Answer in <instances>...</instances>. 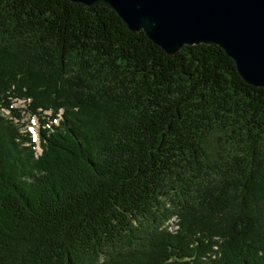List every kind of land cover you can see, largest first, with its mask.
Returning <instances> with one entry per match:
<instances>
[{"label":"trees","instance_id":"trees-1","mask_svg":"<svg viewBox=\"0 0 264 264\" xmlns=\"http://www.w3.org/2000/svg\"><path fill=\"white\" fill-rule=\"evenodd\" d=\"M13 97L51 114L37 152L0 113V264H264V87L218 45L170 55L102 3L0 0Z\"/></svg>","mask_w":264,"mask_h":264},{"label":"water","instance_id":"water-1","mask_svg":"<svg viewBox=\"0 0 264 264\" xmlns=\"http://www.w3.org/2000/svg\"><path fill=\"white\" fill-rule=\"evenodd\" d=\"M71 1L104 4L170 55L185 45H218L246 83L264 87V0Z\"/></svg>","mask_w":264,"mask_h":264},{"label":"rangeland","instance_id":"rangeland-1","mask_svg":"<svg viewBox=\"0 0 264 264\" xmlns=\"http://www.w3.org/2000/svg\"><path fill=\"white\" fill-rule=\"evenodd\" d=\"M13 98H17V97H13ZM13 98L9 100L10 101L9 108H6L0 104V113H2L7 117L10 116V119L12 116L17 118L16 121H14L15 124L21 129V131L23 132L26 131L30 134L32 140L36 143V151L41 152V148L39 147V130L42 124H44L43 119L50 121L49 115L51 114V111L48 110V111H44L41 114L38 113L33 114L27 109V105L29 101H27L26 98H18L16 100H14ZM1 108L4 109L2 110ZM11 109H16L19 112V116H14ZM58 116L59 118L61 117L60 113L58 114ZM59 118H57V120H59ZM177 221H178V217L173 215L169 220L170 222L169 225L168 223L165 224L167 225V229L169 228V230L172 231L178 229L176 226Z\"/></svg>","mask_w":264,"mask_h":264},{"label":"built area","instance_id":"built-area-1","mask_svg":"<svg viewBox=\"0 0 264 264\" xmlns=\"http://www.w3.org/2000/svg\"><path fill=\"white\" fill-rule=\"evenodd\" d=\"M13 99L16 100V99H18V98H13ZM26 100L29 101V99H26ZM1 109L3 110L4 108H1ZM9 117H10V116H9ZM11 119H12L13 121H16L17 118H15V117L12 116Z\"/></svg>","mask_w":264,"mask_h":264},{"label":"bare ground","instance_id":"bare-ground-1","mask_svg":"<svg viewBox=\"0 0 264 264\" xmlns=\"http://www.w3.org/2000/svg\"><path fill=\"white\" fill-rule=\"evenodd\" d=\"M1 111H2V110H1ZM57 121H58V120L56 119V120H55V123H57Z\"/></svg>","mask_w":264,"mask_h":264}]
</instances>
